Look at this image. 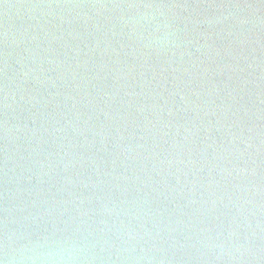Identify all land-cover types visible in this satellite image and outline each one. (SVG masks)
I'll return each mask as SVG.
<instances>
[{"label": "water", "instance_id": "water-1", "mask_svg": "<svg viewBox=\"0 0 264 264\" xmlns=\"http://www.w3.org/2000/svg\"><path fill=\"white\" fill-rule=\"evenodd\" d=\"M0 264H264V0H0Z\"/></svg>", "mask_w": 264, "mask_h": 264}]
</instances>
